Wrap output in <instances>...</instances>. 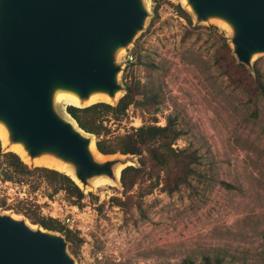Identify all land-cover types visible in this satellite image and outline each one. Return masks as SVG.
Masks as SVG:
<instances>
[{"label":"rangeland","instance_id":"rangeland-1","mask_svg":"<svg viewBox=\"0 0 264 264\" xmlns=\"http://www.w3.org/2000/svg\"><path fill=\"white\" fill-rule=\"evenodd\" d=\"M145 3L146 27L118 55L120 81L124 86L130 77L140 81L161 103L156 112L132 105L123 121L111 120L109 126L121 134L145 121L165 125L172 117L182 132L173 146L197 150L202 176L173 194L161 183L145 196L153 181L124 193L121 182L98 177L82 189L86 197L78 206L64 192L51 197L45 184L34 189L4 181L0 170V200L6 204L0 212L26 218L9 206L59 220L84 240L76 255L68 242L76 264H185V258L198 263L213 252L222 253L227 264H264V54L253 57V71H244L232 52L231 32L221 23H197L182 0ZM177 4L192 24L179 15ZM67 105L56 107L71 119ZM116 156L126 158L111 157ZM131 160L138 164L137 157ZM114 197L124 204L114 205Z\"/></svg>","mask_w":264,"mask_h":264},{"label":"water","instance_id":"water-1","mask_svg":"<svg viewBox=\"0 0 264 264\" xmlns=\"http://www.w3.org/2000/svg\"><path fill=\"white\" fill-rule=\"evenodd\" d=\"M185 4L199 24L226 22L233 54L253 71V57L264 54V0ZM149 16L145 0H0V123L9 143H21L31 159L49 154L69 164L82 189L98 177L121 182L135 156L97 159L91 150L92 143L97 149L95 136L58 111L55 93L73 92L81 106L96 103L84 105L93 93L117 103L126 91L118 55ZM0 264H76V259L64 235L0 212Z\"/></svg>","mask_w":264,"mask_h":264},{"label":"trees","instance_id":"trees-1","mask_svg":"<svg viewBox=\"0 0 264 264\" xmlns=\"http://www.w3.org/2000/svg\"><path fill=\"white\" fill-rule=\"evenodd\" d=\"M175 7L179 15L192 24L189 12L181 4ZM153 24L154 21L151 22V25ZM226 45L231 51L229 44ZM238 66L244 71L247 70L242 63ZM257 75L260 77L259 70ZM125 88L124 95L116 104L105 101L88 106L69 104L66 106V111L81 129L95 136L97 149L102 154L134 155L138 158L137 165H129L122 170L121 183L124 193L140 188L143 182L148 180L153 182L150 189L143 192L142 196L150 194L161 183H163L162 189L170 194L191 185L193 179L202 176L198 170L201 163L200 156L197 150L190 147L173 146L180 139L182 132L172 117L167 119L165 125H158L155 120V122L145 121L141 126L132 127L121 134L111 130L109 122L123 121L132 105L156 107V112L161 103L157 93L148 91L144 84L132 77L125 80ZM260 89L264 95V84H260ZM140 96L142 97L139 98ZM2 143L0 138V170L4 181L30 184L34 186V189L45 184L50 190L51 197L64 192L74 204L83 205L86 194L70 175L47 166H31L16 152L6 150ZM113 203L116 206H122L124 201L114 197ZM5 205V201L0 200V207ZM7 209H13L14 212L25 215L33 224L64 233L74 255L84 242L76 232L66 229L57 219L32 215L19 208L8 206ZM184 262L185 264H227L225 256L220 252L205 253L198 263L192 258H185Z\"/></svg>","mask_w":264,"mask_h":264},{"label":"bare ground","instance_id":"bare-ground-1","mask_svg":"<svg viewBox=\"0 0 264 264\" xmlns=\"http://www.w3.org/2000/svg\"><path fill=\"white\" fill-rule=\"evenodd\" d=\"M184 3H186V0H182ZM221 23L224 27L229 28L228 24L226 22H218ZM221 27V26H220ZM55 100L60 103L62 101H67L69 104L81 106V102L79 97L73 93V92H68V91H63V90H58L55 93ZM97 101H105V102H111L110 96H108L105 93H93L90 95V97L84 102V105L91 104L93 102ZM0 138L3 142V144L9 146L10 150L16 152L26 163H32L35 165H41V166H47L56 170H59L61 172H64L68 175H70L72 178H74L80 186L82 184L77 180L73 169L69 166V164L63 162L62 160L51 156L49 154H43L38 157H35L31 159L27 151L25 150L24 146L21 143H15V144H10L9 143V134L7 128L4 126V124L0 123ZM91 150L94 153L95 157L99 160L106 159L109 155H104L100 153L94 143L91 145ZM120 173V172H119ZM96 179V178H95ZM102 179V178H101ZM93 180V179H92ZM95 186V184H92ZM90 187V186H89Z\"/></svg>","mask_w":264,"mask_h":264},{"label":"built area","instance_id":"built-area-1","mask_svg":"<svg viewBox=\"0 0 264 264\" xmlns=\"http://www.w3.org/2000/svg\"><path fill=\"white\" fill-rule=\"evenodd\" d=\"M128 57H129L130 60L133 59V57L131 55L128 56ZM64 219L69 224L70 227L74 226L75 220L73 218L66 216V218H64Z\"/></svg>","mask_w":264,"mask_h":264}]
</instances>
